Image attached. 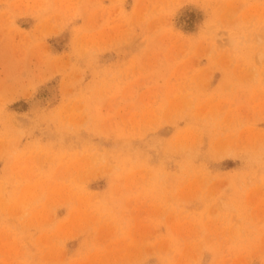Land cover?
<instances>
[{"label":"rangeland","instance_id":"1","mask_svg":"<svg viewBox=\"0 0 264 264\" xmlns=\"http://www.w3.org/2000/svg\"><path fill=\"white\" fill-rule=\"evenodd\" d=\"M0 203V264H264V0H0Z\"/></svg>","mask_w":264,"mask_h":264},{"label":"bare ground","instance_id":"2","mask_svg":"<svg viewBox=\"0 0 264 264\" xmlns=\"http://www.w3.org/2000/svg\"><path fill=\"white\" fill-rule=\"evenodd\" d=\"M50 89H51V88H50ZM47 90H48V89H47ZM49 91H50V90H49ZM47 92H48V91H47ZM46 95H47V94H46ZM46 95H45V96H46ZM48 95H49V93H48ZM48 95H47V96H48ZM47 98H48V97H47ZM48 99H49V98H48ZM52 99H53V98H52ZM12 166H13V165H12ZM12 166H11V167H12ZM6 167H7V166H6ZM11 167H10V168H11ZM12 168H13V167H12ZM8 171H9V170H8ZM11 174H13V173H11ZM11 177H13V175H11ZM1 205H3V203H0V206H1ZM0 209H1V208H0Z\"/></svg>","mask_w":264,"mask_h":264}]
</instances>
